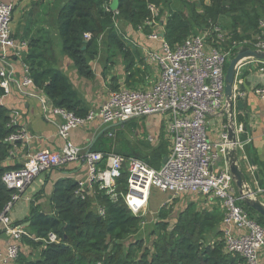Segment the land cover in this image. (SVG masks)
<instances>
[{
    "label": "built area",
    "instance_id": "2783aa9c",
    "mask_svg": "<svg viewBox=\"0 0 264 264\" xmlns=\"http://www.w3.org/2000/svg\"><path fill=\"white\" fill-rule=\"evenodd\" d=\"M150 9L157 15L158 10L154 6H150ZM14 11V3L0 1V88L3 90L0 98L10 94L13 88L23 94L26 88L44 92L35 86L30 67L25 62L29 42L13 35ZM155 23L152 20L146 25ZM162 34L160 30L149 35V39L156 41L159 47L147 50L144 56L147 64L159 70L160 76L154 85L147 89L123 87L113 91L105 104L89 111L84 117L55 107L48 96L28 92V95L39 99L47 116L62 118L58 125V135L65 143L58 152L45 149L28 155L22 167L3 174L2 182L13 193L0 213V232L11 238L6 252L0 251V263L15 262L22 238L30 236L25 227L15 225L11 219L15 205L23 199L27 188L41 173L82 159L86 164L87 176L78 182L76 190V195L82 199H85L87 189H93L97 184L113 200L122 197L135 216L142 214L153 187L169 194L170 200L195 195L218 200L224 214L226 251L240 255L246 264H262L264 227L239 205L241 199L229 168L214 171L217 160H226L229 150L237 145L228 143V133H223L219 142H211L207 134V118L227 110L225 73L227 63L235 53L247 46L264 52V19L259 21V32L252 39L242 41L234 40L230 32L214 24L175 46H171ZM85 38L90 39L91 34H86ZM15 63L22 66L20 78L17 77ZM256 93L264 98V89ZM152 115L163 116L172 143L168 160L159 169L137 158L127 159L117 154L105 157L102 153L91 151L85 153L71 140L73 130L88 126L97 119L105 125H111ZM11 118L9 126H17L16 119ZM27 138V134L21 130L10 135L5 140L13 146L10 153L18 142ZM123 172L128 174L127 192L119 194L118 182ZM251 173L254 176L253 169ZM259 192L264 193V190ZM98 212L104 215L101 208ZM48 241L59 243L61 239L51 233Z\"/></svg>",
    "mask_w": 264,
    "mask_h": 264
},
{
    "label": "trees",
    "instance_id": "16d2710c",
    "mask_svg": "<svg viewBox=\"0 0 264 264\" xmlns=\"http://www.w3.org/2000/svg\"><path fill=\"white\" fill-rule=\"evenodd\" d=\"M112 1L66 0L59 11L58 35L63 53L72 60L83 78H93L90 62L99 56L103 40L111 57L119 54L126 60V70H139L132 60V52L138 49L122 38L116 23L119 20L135 31L142 30L145 35L161 30L164 39L175 46L199 33H194L197 28L202 31L211 24L219 25L225 31L228 29L234 40L250 39L248 33H258L256 26L264 19V0H190L193 1H189L193 8L191 15L172 9L167 0H119V10L113 12L110 10ZM150 6L158 10L157 15ZM249 6L255 8L253 13H247ZM152 20L157 24L146 25ZM225 20H230L232 30L221 24ZM86 34H91V38L86 39ZM25 62L30 67L35 86L45 92L55 107L81 117L88 114L67 75L54 66L53 41L47 32L42 31L29 41ZM2 93L0 88V95ZM11 120L10 110L0 105V213L13 193L2 182V176L6 171L17 168L4 164L13 147L5 140L20 130L18 126H9ZM138 120L141 119H132L125 124L129 123L134 128ZM116 131L105 130L91 151L105 157L117 154L127 159L137 158L155 169L161 167L165 158L162 153H154L148 161L140 158ZM127 179L128 174L123 172L118 182L119 194L127 192ZM77 188V181L60 179L54 184L50 198L52 213L33 208L28 219L30 236L22 238L16 264H246L240 255L226 251L220 229L224 214L217 208L199 212L190 204L172 227L167 222L157 225L158 234L152 246H145L143 241L137 240L125 247L124 243L137 233L143 218L133 215L122 197L113 200L97 184L92 189L93 196L86 192L85 199L76 195ZM94 203L104 211V215L99 214ZM239 205L264 227L255 216L262 222L264 217L241 200ZM164 216L160 213V217ZM51 233L61 241L49 242ZM28 247L41 248L38 259L30 258Z\"/></svg>",
    "mask_w": 264,
    "mask_h": 264
},
{
    "label": "crops",
    "instance_id": "0c3cea01",
    "mask_svg": "<svg viewBox=\"0 0 264 264\" xmlns=\"http://www.w3.org/2000/svg\"><path fill=\"white\" fill-rule=\"evenodd\" d=\"M0 1L12 2L15 5L12 23L14 37L29 42L42 31L50 35L55 53L54 66L67 75L84 107L88 111L98 109L105 104L109 99L110 93L114 90L123 87L147 89L159 79L160 73L158 68L147 64L144 58L147 50L157 49L159 44L149 39V35H145L142 30L135 31L127 24L117 23L118 28L124 29L128 33V35H124L122 38L125 39L127 44L138 49L141 59L144 60L148 70H144L145 67L138 64V51L132 52V60L136 63V67L141 70H126V60L119 54L111 57V54L107 51L108 49H105L106 45L103 40L101 42L99 56L90 62L93 69V78L86 79L79 75L72 60L63 53L62 42L60 43L58 38V24L56 25L55 19L57 18L58 20L59 11L66 0H56L55 2L52 0L51 3L50 0ZM240 31L242 32L239 29ZM248 34H250L249 38L252 39L257 33L253 31ZM15 64L18 69L17 77L20 78L23 71L22 66L18 63ZM262 69H264V63L262 61L251 59L245 60L239 66L235 90L240 85L245 86L246 92L242 94L243 97L249 98L248 113H239L235 110L234 116L236 134L239 142L236 146L239 153V165L247 175L249 183L255 190L257 197L264 202V193L259 192V190H264V98L256 93L257 90L264 89V70ZM132 74L135 75L131 77ZM25 90H27L25 92L26 95L16 88H13L10 94L4 98H0V105L10 110V116L16 119L17 126L28 136L27 139L18 142L17 146L5 160L4 164L10 167H22L28 155L40 150L47 149L58 152L65 143L58 135V125L62 122V118L55 115L47 116L39 99L28 95V92H31L47 97L45 92L37 91L34 88H26ZM228 124V110L219 115L209 116L207 118V134L210 141L213 143L219 142L222 134L227 133ZM107 126L97 119L88 126L73 130L71 140L87 153L91 151L95 142L106 130ZM225 167H228L226 160L219 158L215 163L214 171L220 172ZM252 169L254 170V176L251 173ZM86 176V164L82 159H79L75 163L44 172V179L41 183L36 184L33 195H27L22 199L30 204V213L24 220L14 219L13 214L17 212V206L21 204L20 200L11 213L13 223L25 227L28 233H30L28 230L30 225L28 219L34 207H38L46 213H52L50 198L54 184L64 178H71L79 182ZM87 192L92 194L93 191L88 188ZM194 197L201 201L199 204L200 209L212 211L214 208H217L222 211L218 200L209 199L202 195H196ZM96 207L99 209L97 205L94 208ZM220 229L223 231V221L220 224ZM10 243L11 238L4 232H0V251L5 253ZM261 262L264 264V250L261 256ZM8 264L16 263L10 262Z\"/></svg>",
    "mask_w": 264,
    "mask_h": 264
},
{
    "label": "rangeland",
    "instance_id": "374dc122",
    "mask_svg": "<svg viewBox=\"0 0 264 264\" xmlns=\"http://www.w3.org/2000/svg\"><path fill=\"white\" fill-rule=\"evenodd\" d=\"M56 0H54L55 2ZM190 0H167L169 6L175 10L184 11L186 14H192V5L189 3ZM52 0H50V3ZM193 3V1H190ZM254 7L249 6L246 8L247 13H253ZM201 11V10H200ZM262 18V17H260ZM56 25L58 24L57 18L55 19ZM244 20H242V23ZM258 22V21H257ZM116 23L126 24L123 20H119ZM246 23V22H245ZM223 26L231 29L230 20L222 21ZM56 27V26H55ZM259 32V26H256ZM122 37L128 35L124 29L119 28ZM201 29H196L194 33L200 32ZM232 30V29H231ZM228 31V29H227ZM143 32V31H142ZM256 32V31H255ZM61 43L60 37H58ZM104 47V46H103ZM107 50V45L105 46ZM138 64L144 66V70H148L143 59H141L139 51ZM138 68V67H136ZM139 70H141L139 68ZM118 90V89H117ZM116 91V90H114ZM136 127H130V124H122L116 127L117 133H120V138L123 141H127L135 154L139 155L140 158H144L147 161L151 159L154 153H162L164 157L170 154L171 149V138L166 132L165 124L162 115H152L136 121ZM163 125V126H162ZM157 137V138H156ZM151 138L154 140H151ZM153 141V142H152ZM47 172V171H46ZM44 179V173H41L28 188L26 194L33 195L34 188L36 184L41 183ZM196 196V195H195ZM23 197V198H24ZM200 200H197L194 196H180L178 198H172L170 200L169 194L162 192L160 189L153 187L148 202L146 203L144 209L142 210V221L138 227L137 233L131 235L124 243L125 247H128L131 243L135 241H143L145 246H152V242L157 238L158 229L157 225L160 222L170 223L172 227L176 222L181 212H183L190 204H192L196 210L203 212L204 209H200ZM93 206H96L94 203ZM31 206L25 200H21V204L17 206V212L13 214L14 219L24 220L25 217L30 213ZM207 210V209H206ZM160 213L164 214V217H160ZM255 218L264 225L259 217ZM223 232V231H222ZM155 233L156 236H153ZM30 258L36 260L39 258L41 253L40 247H28ZM262 256V255H261Z\"/></svg>",
    "mask_w": 264,
    "mask_h": 264
},
{
    "label": "water",
    "instance_id": "95a60500",
    "mask_svg": "<svg viewBox=\"0 0 264 264\" xmlns=\"http://www.w3.org/2000/svg\"><path fill=\"white\" fill-rule=\"evenodd\" d=\"M110 10L117 12L119 10V0H113L110 5ZM164 36V34H162ZM256 60L264 61V52H258L250 47L240 48L235 55L230 59L229 65L225 73V100L227 103V110L229 115V124L227 126L228 133V143L231 145H237L238 139L236 134V125H235V110L239 113H248V97H243V94L246 92L245 86L240 85L239 88L235 90V83L237 77V71L241 63L245 60ZM243 93V94H242ZM123 123H116L108 125L106 130L115 129L118 126H121ZM245 128V125L243 124ZM168 160L166 156L163 160L165 164ZM226 162L232 176L234 185L238 190L239 197L241 201L253 209L256 213L264 217V202L257 197L255 190L251 187L247 175L243 172L239 165V153L237 148L232 147L226 157Z\"/></svg>",
    "mask_w": 264,
    "mask_h": 264
}]
</instances>
